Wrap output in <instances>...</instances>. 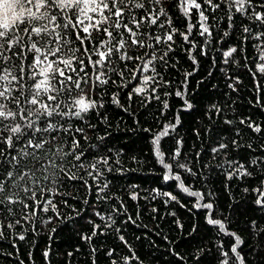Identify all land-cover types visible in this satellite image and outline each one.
Listing matches in <instances>:
<instances>
[{
  "label": "snow or ice",
  "instance_id": "1",
  "mask_svg": "<svg viewBox=\"0 0 264 264\" xmlns=\"http://www.w3.org/2000/svg\"><path fill=\"white\" fill-rule=\"evenodd\" d=\"M173 9H178L187 21L185 30L176 26L178 17L173 15ZM209 10L212 13L223 10L229 29L235 26L237 14L241 18L237 29L241 46L229 45L222 53L223 64L239 66L241 61L238 57L245 52L249 43L255 41L252 44L257 53L256 70L252 72L256 82L253 107L264 111L261 99L264 81L257 79V73L264 77V0H0V241L12 238L25 241L26 235L23 231H16L17 226L23 228L22 221L31 223L30 217H37V209L44 213L51 210L57 218L60 217L57 203L46 199L41 204L36 195L37 189L41 193L47 191L52 196L71 195L61 189L68 181H81L97 201L113 199L107 173H124L123 161L119 159L122 150L115 152L114 158L109 154L101 155L100 152L105 150L96 144L100 151L85 154L77 134L84 141L89 140L86 127H96L89 119L93 113L101 121L107 120L99 109L105 107L104 97L115 85L118 89L128 88L126 95L129 100L133 99V93H146L144 99L148 102H160L162 107L155 119H163L167 123L163 124L150 143L158 163L166 170L163 180L179 182L178 188L183 193L196 198L193 208L205 210L206 224L233 238L234 243L228 250H223L221 245L222 259L219 264H249L242 252V246H246L245 240L227 229V217L218 218L219 210L212 199L215 193L193 191L186 186L179 173H174V169H182L192 176L197 175L189 166L190 162L184 160L183 138L176 140V147L168 160L161 150V139L182 126L181 113L194 108L188 78L198 70L199 61L197 56L192 55L197 51V43L190 37L193 29H197L200 36L206 37L204 43L209 42L207 38L213 36L211 28L214 26L210 23L214 17L206 15ZM244 20L248 23H243ZM229 35V31L223 32L224 37ZM178 48L187 52L188 58L197 67L185 72L184 79L174 86V81L166 76L165 70L174 67L169 63L172 59L170 54ZM198 55H208V52L201 46ZM243 60V66L247 67L249 56L244 55ZM216 63L213 58V66ZM220 71L227 76L226 68L221 67ZM227 79L231 81L227 87L237 92L241 83L239 77L227 76ZM173 96L180 99L182 105L170 120L168 112L172 107L167 98ZM111 102L127 110L119 91L112 92ZM230 107L227 102L223 105L211 104L208 110L213 115L209 119L222 120L224 125L235 130L237 137L242 136L237 123L258 137L264 134L261 123L250 116L229 119L226 109ZM141 130L152 132L151 127ZM196 136L200 137L199 131ZM97 139L105 140L106 137ZM69 141L71 146L66 150ZM230 146L234 149L244 147L235 137L229 140L224 136L217 144L210 146L213 159L217 155L224 157L215 167L223 169L227 180L252 177L253 172L244 163L227 158ZM247 147L252 146L249 143ZM106 152L112 153L113 149L107 148ZM200 158L197 152L195 159L198 161ZM132 159L136 160L135 157ZM250 164L259 167L264 164V156L252 159ZM203 167L207 168L208 165L204 164ZM200 175L201 179H207L203 172ZM41 179L47 182L43 188L40 187ZM89 180L92 184H89ZM130 187L136 189L139 185L132 184ZM152 191L167 197L165 203L180 202L171 192ZM244 191L248 192L249 189L245 188ZM252 191L257 194L255 205L264 212V187ZM129 198L136 201L139 193L133 191ZM60 203L67 205L66 200ZM17 205L20 207L17 208ZM120 207H124L122 201ZM93 211L105 222L104 227L120 232L119 227H113L116 220L112 215L106 218L100 211ZM112 213L124 214L115 205H112ZM51 222L49 217L42 224ZM88 222L93 225L92 232L82 235L81 239L91 244L101 225L91 219ZM124 222L135 224V219L128 216ZM251 228L260 236L261 248L264 249V224L252 220ZM37 231L34 225L33 234ZM55 231V228L50 229V232ZM192 231H196L195 225ZM99 234L104 233L100 231ZM119 239L128 245L123 235ZM13 247L16 245L13 244ZM112 254L113 250H109L108 255ZM43 255L47 258L49 251L45 250ZM176 255L184 259L178 253ZM133 258L138 259L134 254ZM112 264H116L115 260Z\"/></svg>",
  "mask_w": 264,
  "mask_h": 264
},
{
  "label": "trees",
  "instance_id": "2",
  "mask_svg": "<svg viewBox=\"0 0 264 264\" xmlns=\"http://www.w3.org/2000/svg\"><path fill=\"white\" fill-rule=\"evenodd\" d=\"M172 11L173 15L178 17L175 20L176 26L182 31L185 30L184 25L187 21L179 14L178 9ZM206 15L214 17V20L210 21L214 26L211 28L213 36L207 38L209 42L204 43L206 37L200 36L197 29H193V35L190 37L197 43V51H194L192 55L197 56L199 61L198 70L188 78L194 108L181 113L182 126L170 136L161 139V150L165 159L168 160L176 147V140L183 138L184 160L190 162L189 166L197 172V175L192 176L182 169H174V173H179L186 186L193 191L215 193L212 199L215 200L219 210L218 218L227 217L225 220L227 229L236 232L245 240L246 246H242V252L246 255L249 264H264V249L261 248L260 236L255 233V229L251 228L252 220L264 224V212L255 205L257 194L252 191L254 188L264 187V164L259 167L250 164L252 159L264 156V134L258 137L250 129L237 123L236 126L242 130V136L237 137L235 130L224 125L222 120L217 118L210 120L209 117L213 113L208 110L213 103L223 105L227 102L231 105L226 109L229 119L234 116L240 118L250 116L264 127V111L259 107H253L256 101V82L253 80L252 72L256 70L257 53L252 44L255 41L249 43L245 52L238 57L241 61L239 66L223 64V51L227 50L229 45L238 48L241 46L240 32L237 30L241 18L237 14L235 26L229 29L223 10H217L215 13L209 10ZM243 23H248V21L244 20ZM224 31H229L230 35L224 37ZM201 46L205 48L208 55H198ZM184 47L187 48L188 45ZM170 55L172 59L169 63L174 67L165 70V74L174 81L175 86L184 79L185 72L192 71L197 66L192 64L188 53L183 49L178 48ZM244 55L249 56L247 67L243 66ZM213 58L217 62L215 66H213ZM221 67L228 70L227 76L239 77L241 83L237 92H232L227 87L231 81L227 79L224 72L220 71ZM210 72L211 75H209ZM257 79L264 81V77H261L259 73H257ZM132 83L135 84V81ZM116 91H119L122 103L127 110L111 102L112 92ZM127 92L128 88L118 89L112 85L111 90L104 97L105 107L99 109L107 120L101 121L93 113L89 119L96 125L95 129H88L85 126L89 140L84 141L77 134V139L81 140L85 154L100 151L95 147L96 144H100L105 150L100 152L101 155L109 154L115 158V152L122 150L119 159L123 161L124 173H107L111 181L110 190L113 199L97 201L94 194L90 193L81 181H68L61 189L71 195L52 196L47 191L41 193L37 189L36 195L40 198L41 204L46 199H52L54 203H57V211L61 215L57 218L56 213L51 210L44 213L37 209V217H30L31 223L22 221L23 228L17 226L16 231H23L26 240L17 241L12 238L0 241V264H21V262L23 264H93L94 261L95 264H112L113 260L116 264H219L222 259L221 245H223V250H228L234 243L233 238L219 232L218 228L206 224L205 210L198 211L193 208L192 205L196 198L188 197L183 193L178 188L179 182L163 180L166 170L162 168L153 154L150 141L155 134L159 133L163 124L167 123L163 119H155L162 105L156 100L148 102L144 99L146 93H133V99L129 100ZM167 99L172 107V110L168 112L171 120L175 112L180 109L182 101L174 96ZM261 99L264 102V92H261ZM149 127L152 128L151 133L141 130ZM197 131L200 132L199 138L196 136ZM101 136L106 139L98 140L97 138ZM222 136L229 140L235 137L244 145L239 149L230 146L227 158L237 159L244 163L253 172L252 177L227 180L223 169L215 167L224 157L217 155L213 159L209 148L217 144ZM249 143L251 148L247 147ZM70 146L69 141L65 146L66 150ZM107 148L113 149V152L107 153ZM197 152L201 156L198 161L195 159ZM132 157L136 160L134 161ZM169 162L175 163L171 160ZM204 164L208 167L204 168ZM114 167L118 166L114 165ZM201 172L207 179H201ZM46 184L47 182L41 179L40 187L43 188ZM89 184H92L91 180ZM132 184H137L139 187L132 189L130 187ZM245 188L249 191L245 192ZM153 189L159 190V193L171 192L178 197L180 202L165 203L167 197L153 192ZM133 191L139 193L136 201L129 198ZM65 200L67 205L60 203ZM85 200L88 201L87 204L84 203ZM121 201L123 208L120 207ZM112 205L124 214H113ZM93 209L103 213L106 218L112 215L116 220V225L113 227H119L120 232L117 233L113 228L104 227L105 222L95 216ZM128 216L135 219V224L124 222ZM49 217L52 222L47 225L42 224V221ZM90 219L101 225L91 244L81 239L82 235H90L92 232L93 225L88 222ZM34 225L38 229L35 234L32 232ZM180 225L183 227L181 228ZM194 225L196 226L195 232L192 231ZM52 228L56 229L54 233L50 232ZM100 231L104 234L100 235ZM120 235L125 237L128 245L120 241ZM13 244L16 247H13ZM93 248L96 249L95 252ZM45 250L49 251L47 258L43 255ZM109 250H113L112 256L108 255ZM177 253L184 259H179ZM133 254L138 259H134Z\"/></svg>",
  "mask_w": 264,
  "mask_h": 264
}]
</instances>
